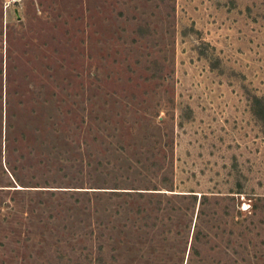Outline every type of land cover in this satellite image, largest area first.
I'll list each match as a JSON object with an SVG mask.
<instances>
[{
  "label": "rangeland",
  "instance_id": "1",
  "mask_svg": "<svg viewBox=\"0 0 264 264\" xmlns=\"http://www.w3.org/2000/svg\"><path fill=\"white\" fill-rule=\"evenodd\" d=\"M264 0H0V264H264Z\"/></svg>",
  "mask_w": 264,
  "mask_h": 264
},
{
  "label": "trees",
  "instance_id": "2",
  "mask_svg": "<svg viewBox=\"0 0 264 264\" xmlns=\"http://www.w3.org/2000/svg\"><path fill=\"white\" fill-rule=\"evenodd\" d=\"M251 111L264 125V101L255 95L251 98Z\"/></svg>",
  "mask_w": 264,
  "mask_h": 264
}]
</instances>
